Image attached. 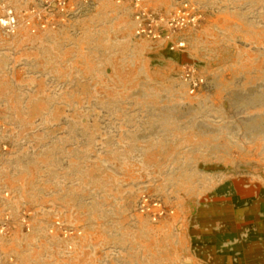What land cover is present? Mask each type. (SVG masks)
I'll return each instance as SVG.
<instances>
[{
  "label": "rangeland",
  "instance_id": "obj_1",
  "mask_svg": "<svg viewBox=\"0 0 264 264\" xmlns=\"http://www.w3.org/2000/svg\"><path fill=\"white\" fill-rule=\"evenodd\" d=\"M184 2L153 41L131 2L6 0L0 264H264V0H145Z\"/></svg>",
  "mask_w": 264,
  "mask_h": 264
},
{
  "label": "built area",
  "instance_id": "obj_2",
  "mask_svg": "<svg viewBox=\"0 0 264 264\" xmlns=\"http://www.w3.org/2000/svg\"><path fill=\"white\" fill-rule=\"evenodd\" d=\"M51 0H47L50 2ZM54 1V0H53ZM70 0H59V6L64 7ZM117 3L131 2L134 9L135 34L137 37L146 38L153 41L170 40L174 34L180 32L187 27H195L202 20L200 9L190 3L184 2L177 6L172 12L164 14L150 10L145 0H116ZM0 25L9 34H15L19 21L15 12L6 6V0H0ZM183 43L173 45L175 47H183ZM186 78L192 80V72H188ZM158 202L144 198L141 206L142 213L162 214Z\"/></svg>",
  "mask_w": 264,
  "mask_h": 264
},
{
  "label": "bare ground",
  "instance_id": "obj_3",
  "mask_svg": "<svg viewBox=\"0 0 264 264\" xmlns=\"http://www.w3.org/2000/svg\"><path fill=\"white\" fill-rule=\"evenodd\" d=\"M253 253L252 254H245L240 260L239 262L241 263H245V262H249L250 263V260L253 259Z\"/></svg>",
  "mask_w": 264,
  "mask_h": 264
}]
</instances>
